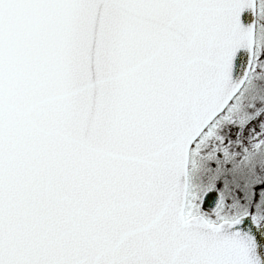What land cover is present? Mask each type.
<instances>
[{
    "label": "snow or ice",
    "instance_id": "obj_1",
    "mask_svg": "<svg viewBox=\"0 0 264 264\" xmlns=\"http://www.w3.org/2000/svg\"><path fill=\"white\" fill-rule=\"evenodd\" d=\"M0 264H264V0H0Z\"/></svg>",
    "mask_w": 264,
    "mask_h": 264
}]
</instances>
